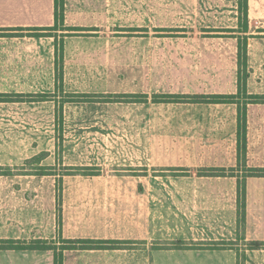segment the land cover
Segmentation results:
<instances>
[{
    "label": "crops",
    "instance_id": "1",
    "mask_svg": "<svg viewBox=\"0 0 264 264\" xmlns=\"http://www.w3.org/2000/svg\"><path fill=\"white\" fill-rule=\"evenodd\" d=\"M129 16L142 26H153L151 31L162 20L190 32L232 34L218 37L230 41L215 43H264V0H246L242 8L239 0H63V20L57 24L72 30L62 38V85L56 88L58 40L53 34H33L45 30H26L55 25V0H0V29L29 32L0 37V43H15L23 52L20 66L9 72L22 83L10 93L55 94L28 103L50 104L53 117L60 107L65 128L93 130L87 139L65 140L63 159L70 173L62 174L51 196L41 194L48 188L44 184H0V239L125 242L115 249H65L62 264H238L239 252L243 264H264V246L241 244L264 242V177L245 179L241 223L237 194L244 169L264 167V103L246 105L243 162L237 156L235 103L160 101L153 88L146 93L137 88L143 97L131 102L136 126L150 130L135 147V169L121 167L129 163L125 138L104 136L105 129L127 128L133 118L126 76L122 88L121 74L107 69L102 58L92 63L89 59L104 52L96 45L112 43L107 33L126 28ZM204 39L194 43H207ZM237 78L233 91L209 93L235 94ZM250 78L247 93L263 95L247 89ZM60 91L87 97L59 104ZM204 169H224V174L211 176L202 173ZM9 171L6 176L13 175ZM15 199L61 203L49 215L43 207L32 211L23 203L15 206ZM176 243L188 247L176 248ZM0 264H54V251L0 249Z\"/></svg>",
    "mask_w": 264,
    "mask_h": 264
},
{
    "label": "rangeland",
    "instance_id": "2",
    "mask_svg": "<svg viewBox=\"0 0 264 264\" xmlns=\"http://www.w3.org/2000/svg\"><path fill=\"white\" fill-rule=\"evenodd\" d=\"M151 27L153 26H142L136 17L129 16L126 28L107 33V39L112 43L96 45L98 51L104 52L89 59V62H95V59L102 58L107 69L114 74H121L122 88L126 76L129 93L126 99L129 101V115H133V118L129 119L127 128L105 129L104 136L125 138L127 145L124 148L128 151L129 163L121 167L129 169L136 168L132 159L135 157L137 142L150 130L136 126L134 108L131 109L134 104L131 102L141 100L143 97L136 93L137 88H143L145 93L153 88L159 93L154 98L160 101L171 99L170 95L203 92L210 94L211 90L219 89L228 92L234 90L235 77L240 68L241 75L250 74V77L252 75L250 82L248 79V90L264 91V43H256L254 47L250 45L251 43H215L230 41V38L218 37H231L232 34L190 32L187 29L170 26L162 20L155 31H151ZM57 28L59 30L57 33L46 32L55 35L57 42L72 30L60 25ZM26 33L29 32L0 29V37ZM198 39H204L207 43H194ZM152 40L156 43H151ZM239 41L244 40L240 38ZM245 44L244 56L243 51L239 52V46L243 49ZM20 47L15 43H0V92H14V88L22 83L18 75L17 77L9 75L10 71H15L20 66L23 59ZM54 95L49 94L45 100ZM59 95L60 97L56 98L59 104L64 100L80 99L76 96L70 98L69 94H63L61 91ZM30 99L25 98L19 103L0 102V168L3 169L0 173H4L5 169L13 171V175L10 176L1 174L0 184H44L48 188L41 194L51 196V189L55 187L57 189L58 184L62 183V174L70 173L66 172V168H69L66 166L68 160L66 162L63 159L65 140L78 136L87 139L93 135V130L79 129L75 132L65 128L62 117L58 120L55 115L52 116L50 104L33 105L28 103ZM170 111L175 114L172 108ZM160 112L166 113L162 109ZM34 158L40 160H33ZM41 172L46 174L40 177L38 173ZM56 194L58 195L57 192ZM15 201V206L23 203L22 207L28 206L32 211L43 207L49 215L59 209L61 203L60 199ZM2 202L0 199V204ZM54 240L59 242L56 238ZM241 244L250 248L251 242ZM57 245L60 247L61 244ZM243 259V253L239 252L238 264H243Z\"/></svg>",
    "mask_w": 264,
    "mask_h": 264
},
{
    "label": "trees",
    "instance_id": "3",
    "mask_svg": "<svg viewBox=\"0 0 264 264\" xmlns=\"http://www.w3.org/2000/svg\"><path fill=\"white\" fill-rule=\"evenodd\" d=\"M241 8L245 6L246 0H239ZM63 20V0H55V25L53 27H33L26 28V30H45L46 32L57 29V23ZM20 30H23L20 28ZM35 36H41V34L47 33H33ZM55 82L56 88H61L62 85V40L55 41ZM243 51L245 56L246 44L243 49L239 46V52ZM246 66V65H245ZM247 76L240 74V68L237 78V92L235 94H183V95H170L169 100L172 102H190V103H235L237 105V156L239 162H243L246 153V105L248 103L260 102L264 103V94L255 95L248 94L246 90ZM49 94H12V93H0V102L8 101H24L25 98H31L32 100H45ZM70 98H86L87 95H71ZM173 99V100H172ZM80 100V99H78ZM71 101V100H69ZM55 116L58 120L62 117V109L58 107L55 111ZM33 160H40L34 158ZM3 170L2 168H0ZM85 169H87L85 167ZM10 169H5L4 174H10ZM202 173L207 175H221L224 174V169H204ZM3 174V173H2ZM264 177V167H250L244 169L242 175L238 178L237 182V194H238V219L241 223L244 218L245 210V179L247 177ZM59 200V199H58ZM59 210V209H58ZM60 247H57L56 241H48L46 239H30V240H14V239H0V249H16V250H53L54 251V264H62V251L65 249H115L122 248L124 246L123 241L115 240H96V239H62L59 238ZM225 243H221L219 246H224ZM176 248L188 247L183 243H176ZM213 247H218L216 244ZM209 245V247H212ZM264 246L262 241H251V249H259ZM59 248V249H58Z\"/></svg>",
    "mask_w": 264,
    "mask_h": 264
}]
</instances>
